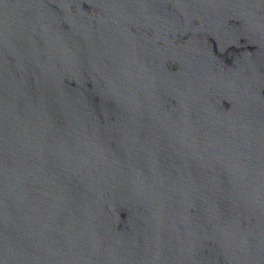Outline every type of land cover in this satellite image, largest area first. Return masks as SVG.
<instances>
[{"label": "water", "instance_id": "water-1", "mask_svg": "<svg viewBox=\"0 0 264 264\" xmlns=\"http://www.w3.org/2000/svg\"><path fill=\"white\" fill-rule=\"evenodd\" d=\"M0 264H264V0H0Z\"/></svg>", "mask_w": 264, "mask_h": 264}]
</instances>
